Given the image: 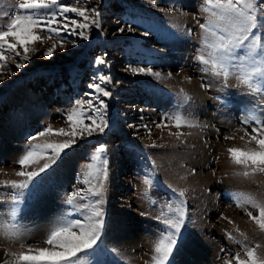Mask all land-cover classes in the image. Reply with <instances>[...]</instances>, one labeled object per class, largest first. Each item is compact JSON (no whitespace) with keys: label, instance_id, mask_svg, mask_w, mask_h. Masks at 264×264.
I'll use <instances>...</instances> for the list:
<instances>
[{"label":"rangeland","instance_id":"rangeland-1","mask_svg":"<svg viewBox=\"0 0 264 264\" xmlns=\"http://www.w3.org/2000/svg\"><path fill=\"white\" fill-rule=\"evenodd\" d=\"M62 2L75 4L76 0ZM152 3L153 0H86L85 4V0H80L76 6L97 7L101 11L103 35L93 28L90 40L79 41L75 47L66 43L63 49L57 44L53 57L45 58L43 52L58 41L53 36V40L33 45L38 51L34 55L29 53L32 59L24 68L16 70L9 62L10 69L0 70V75L6 77L0 79V225L11 222L13 190L4 182L23 179L16 176L21 166L15 162L28 145L27 137L50 125L53 133L33 143H62L70 139L57 135L56 130H68L65 114L77 99H87L84 94L91 91L87 86L97 74L91 62L106 53L111 67L103 68V72L111 76L112 82L104 86L113 96L103 99L109 105L107 118L111 130L103 136L77 139L68 155L48 170L40 200L47 199L43 194L49 192V181L61 170L67 179L62 187L68 193L74 187H85L76 183L77 177L82 170L87 171L88 157L98 143H103L107 146L109 171L103 236L109 254L101 257L104 264H152L153 242L162 228L157 217L162 210L167 211L169 204L174 206V194L168 185L187 190L186 223L194 243L183 257L185 264H225L229 260L236 264V253L247 259L245 246L257 245V255L264 259V232L247 215V211L258 215V210L250 205L237 207L231 195L250 196L264 204V173L244 176V166L233 164L227 152L231 147H256L255 142L247 143L248 137L240 139L245 129L251 135L255 125L241 121L252 111L264 114V93L250 91L235 74L225 81L201 71L202 65L196 59L202 50L199 24L205 22L207 15L202 11V0H156L158 7ZM11 6L13 0H0V8L9 10ZM128 24L138 30L116 31ZM145 30H150L147 37L141 35ZM129 65L151 66L165 76L171 72L172 77L156 80L133 75L127 70ZM189 68L194 69L190 75ZM10 70L14 74L9 75ZM232 71L235 73L236 69ZM202 84L207 87H201ZM176 112L196 120L200 126L177 129L175 121L163 119ZM157 123L162 127L157 128ZM170 131L184 135L177 139L169 135ZM225 136L234 138L226 140ZM153 143L155 147L151 146ZM44 162L24 170H35ZM67 166L70 168L66 169ZM39 210L37 200L20 206L15 221L21 233L18 239L6 238L0 228V250L4 255L0 264H12L13 253L26 251L28 245L46 246L39 242L51 224L47 216L39 220ZM117 219L123 225L114 226ZM132 225L138 229L137 245L116 243L112 227L122 233V227L131 229ZM127 235L130 237L131 233ZM21 243L26 245L24 249L20 248Z\"/></svg>","mask_w":264,"mask_h":264},{"label":"snow or ice","instance_id":"snow-or-ice-1","mask_svg":"<svg viewBox=\"0 0 264 264\" xmlns=\"http://www.w3.org/2000/svg\"><path fill=\"white\" fill-rule=\"evenodd\" d=\"M63 3L62 0H19L9 10L0 8V70L10 69L11 62L16 70L24 68L38 51L33 45L36 42L43 43L45 39L58 38L51 47L43 52V57L52 58L57 50V44L63 49L66 43L73 47L78 46L79 41L90 40L91 30H99L98 35H103L101 25V11L97 7L76 6ZM86 4V0H85ZM153 7H158L153 0ZM202 11L207 13L205 22L200 23L202 30V50L196 59L202 65V72H211L217 77H223L227 81L230 75L235 74L237 80L246 85L250 91L264 93V0H202ZM164 12V8L159 9ZM171 11V9H169ZM72 14V15H69ZM79 18V19H77ZM5 19L7 22L5 23ZM134 33L138 30L128 24L127 28L119 27L116 31ZM46 33V37L39 33ZM142 36L150 35V30L141 33ZM77 37L76 40L69 39ZM19 61V62H18ZM97 68V74L93 76V83L88 84L90 92L84 95L87 99H77L74 105L66 112L68 130L60 128L57 135L69 136L70 139L62 143H33L39 137L52 134L53 129L49 125L34 135L27 137L28 145L23 154L15 163L21 166L16 172L17 177L23 179L5 181L4 185L10 187L12 192L13 207L10 212L11 222L0 225L3 235L9 239H18L21 235L16 218L20 212V206L33 200L39 201L48 175V170L68 155V150L73 149L77 139L92 138L94 135L103 136L111 130L107 118L109 105L103 97L111 98L113 93L104 85L110 84L112 78L104 74L103 68H110L107 54L97 56L92 62ZM232 69H236L234 73ZM133 75H143L156 80L170 79L172 73L163 75L160 71H154L151 66L131 67L128 69ZM14 73L9 71V75ZM0 75V79H4ZM190 79V77H189ZM201 87H207L202 84ZM224 103V101H221ZM85 105L87 107H85ZM264 113V109H262ZM169 122L175 121L174 127L188 128L199 127L194 119H188L180 112L166 114L163 118ZM89 121L90 123H85ZM242 124L251 127V135L245 129L244 140L247 143L255 142V148L241 149L231 147L227 149L229 158L235 165L245 168L244 176L255 173H264V114L257 115L254 111L241 121ZM147 128V125H142ZM157 128L162 124L157 123ZM166 126V125H165ZM129 127H134L129 125ZM151 130L149 129V134ZM177 139L184 133L169 132ZM234 137L225 136L224 139ZM155 147V143L151 145ZM87 171L82 170V177L78 175L77 184L85 187H74L67 193L64 203L69 206L51 224L44 239L39 243L45 247L27 246L26 251L13 253L12 264H104L102 256L109 254L104 245L103 236L106 229L104 204L108 180L107 146L98 143L95 150L88 157ZM45 161L41 167L32 171L24 170L27 166ZM250 169V171H249ZM195 170H193L194 174ZM43 174V175H42ZM95 181V183H93ZM174 194V206L169 204L167 211H161L157 220L162 225L153 242L152 264H185L183 257L191 250L194 243L193 236L187 230L186 189L173 188L168 185ZM236 206L244 208L250 205L258 210V215L247 211V215L264 232V204L250 196L232 194ZM83 201V203H80ZM231 222V221H230ZM187 233V235H186ZM21 243L20 248L24 249ZM245 246L247 259H241L236 253L233 259L236 264H264V259L257 255V248ZM115 251V249L111 250ZM7 264V262H6ZM225 264H232L226 261Z\"/></svg>","mask_w":264,"mask_h":264},{"label":"crops","instance_id":"crops-1","mask_svg":"<svg viewBox=\"0 0 264 264\" xmlns=\"http://www.w3.org/2000/svg\"><path fill=\"white\" fill-rule=\"evenodd\" d=\"M69 166H71V165H69ZM69 166H67L66 169L70 168ZM64 172H65L64 170H61L59 172V175H56L55 177L53 175L51 177V180L49 181L50 182L49 192L43 194V196L46 194L49 197V199L47 197V199H43V201L42 200L38 201L39 209H40L39 210V214H40L39 220H41L42 217L47 216V218L49 219V224H52V222L63 211L68 209L69 206H67L64 203V200H65L68 192L65 188L62 187V185L64 184V180L66 178V176H65L66 174ZM70 172L71 173L73 172L72 168H71ZM66 180H65V182H66ZM42 204H43V206H42ZM41 210H45V211H41ZM47 210H48V212H47Z\"/></svg>","mask_w":264,"mask_h":264},{"label":"bare ground","instance_id":"bare-ground-1","mask_svg":"<svg viewBox=\"0 0 264 264\" xmlns=\"http://www.w3.org/2000/svg\"><path fill=\"white\" fill-rule=\"evenodd\" d=\"M171 64V63H170ZM192 68H189L187 70V74L190 75L192 73ZM194 72V71H193ZM200 94V93H199ZM11 149V148H10ZM15 150V149H14ZM13 153V152H12ZM232 195V194H231ZM232 211V210H231ZM236 217V215H235ZM135 221V220H134ZM138 221V220H137ZM142 222V221H141ZM113 223V222H112ZM115 225L114 226H118V225H123V223H121V219H117L114 221ZM137 223V222H136ZM139 225V224H138ZM133 226V225H132ZM141 226V225H140ZM111 227V226H110ZM126 228L122 227L120 230L124 231V232H120L119 229L117 227L113 228L112 227V236L116 239L114 241H116V243H118L119 245L122 244V245H126V244H129V247H133V246H136L137 245V239L139 238V235H138V229L136 226H133L134 228L131 227L128 228L127 226H125ZM111 229V228H110ZM146 230V229H145ZM140 231V230H139ZM147 231V230H146ZM130 232L131 235L130 237L127 235V233ZM151 232V231H150ZM148 233H149V229H148ZM112 238V237H111ZM121 241V242H120ZM139 241V239H138ZM3 243V242H2ZM209 245V244H208ZM207 245V246H208ZM123 248V246H122ZM211 249V248H210ZM209 249V250H210ZM204 254V253H203ZM6 258V257H5ZM201 258V257H200ZM212 258V256H211ZM4 259V255L2 253V250H0V260H3ZM2 262V261H0ZM203 262V261H202ZM4 263V262H3ZM6 263V262H5ZM8 264V263H7ZM200 264V263H199Z\"/></svg>","mask_w":264,"mask_h":264}]
</instances>
